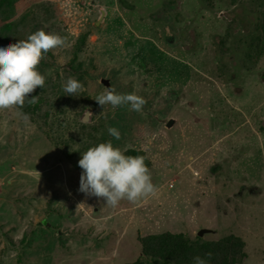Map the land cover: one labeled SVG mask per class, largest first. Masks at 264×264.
<instances>
[{
	"label": "rangeland",
	"instance_id": "1",
	"mask_svg": "<svg viewBox=\"0 0 264 264\" xmlns=\"http://www.w3.org/2000/svg\"><path fill=\"white\" fill-rule=\"evenodd\" d=\"M263 24L264 0H0V47L41 29L67 38L37 67L46 80L22 109L29 120L0 110L10 134L0 171L16 168L11 182L0 173V264H163L140 241L165 232L233 236L245 257L236 264H264ZM69 77L84 86L78 96L63 90ZM102 81L143 97L142 112L98 105ZM108 127L120 132L114 147L149 160L155 195L110 207L53 165L26 173L34 147L81 173L82 153L108 142ZM207 184L215 191L203 194ZM35 201L37 217L19 223Z\"/></svg>",
	"mask_w": 264,
	"mask_h": 264
},
{
	"label": "clouds",
	"instance_id": "2",
	"mask_svg": "<svg viewBox=\"0 0 264 264\" xmlns=\"http://www.w3.org/2000/svg\"><path fill=\"white\" fill-rule=\"evenodd\" d=\"M66 46V37L46 33L41 29L30 34L26 39L0 47V110H15L16 115L27 122L29 117L22 111L23 107L26 103L35 104L38 96L29 99L30 94L37 88L43 89L45 86L46 78L37 70L38 65L48 52ZM83 87L80 81L69 77L63 85V90L66 95L78 96L83 91ZM95 100L102 108L111 105L115 110L118 107L129 106L130 111L138 113L142 112L147 103L135 92L117 94L111 87L98 95ZM107 131L112 136L109 137L108 142L99 143L82 153L78 161V166L82 169L81 173L62 167L71 165L69 159L57 162L39 160L37 147L33 148L34 155L27 157L25 161L27 173H33L34 170L37 172V164L53 165L52 169L58 171L61 176L69 173L71 184L78 179L77 186L80 192L89 197L102 199L105 205L110 207H116L121 200L137 202L155 195L157 189L152 183L150 169L145 164V159H148L144 158V155V157L130 155L133 149H130L126 155L119 148L114 147L111 141L119 140L120 132L115 127H108ZM150 167L152 168L151 164ZM172 184L170 183L169 188ZM44 186L49 185L40 180V190ZM67 194L70 195L69 190ZM31 204L36 206L37 201ZM208 255L211 256L210 253ZM194 261L195 264H207V261L199 256L194 257Z\"/></svg>",
	"mask_w": 264,
	"mask_h": 264
},
{
	"label": "trees",
	"instance_id": "3",
	"mask_svg": "<svg viewBox=\"0 0 264 264\" xmlns=\"http://www.w3.org/2000/svg\"><path fill=\"white\" fill-rule=\"evenodd\" d=\"M155 19V17H154ZM262 38L264 39V24L262 26ZM217 39V38H216ZM264 43V42H263ZM264 51V45H263ZM1 119V118H0ZM8 126H13L9 124ZM17 125H15L16 127ZM5 125L0 120V159L5 161L8 158V153L6 152L8 145L10 144V134L5 131ZM17 132L15 130V137ZM5 145L4 150L2 146ZM132 156H143L142 154H133ZM144 157V156H143ZM145 158V157H144ZM145 164L150 167V162L145 159ZM11 165V166H10ZM2 176L8 182H11L6 176H11L16 173V168L14 165L9 163V167L4 168ZM17 183V181H14ZM249 195L254 194V190L250 189L248 191ZM13 192L11 188L9 189L8 196L11 198ZM22 195L16 196L19 199ZM32 205L31 203L29 204ZM160 207L163 203H159ZM35 206L30 207V211L27 212L26 209L19 210L17 214V220L19 223H29L34 221V217H37V211H33ZM45 214H49L47 211ZM16 219V215L8 216V221L11 223ZM42 226H46L45 221L41 223ZM140 246L143 251V256L152 259H158L163 264H195L194 257L199 256L207 261V264H236L238 263V258L242 256V245L233 238L222 239L216 243L209 244H197L190 242L182 234L165 232L161 235L150 236L148 238H142L140 241ZM211 254L209 257L208 254ZM132 264H143L141 260H138Z\"/></svg>",
	"mask_w": 264,
	"mask_h": 264
},
{
	"label": "bare ground",
	"instance_id": "4",
	"mask_svg": "<svg viewBox=\"0 0 264 264\" xmlns=\"http://www.w3.org/2000/svg\"><path fill=\"white\" fill-rule=\"evenodd\" d=\"M217 40H219V39H217ZM193 191H194V187H193ZM213 191H215V187L214 186H212L211 184H207V187H205L204 189H203V194H208V192H213ZM195 192H196V190H195ZM196 196H198V198L200 197L198 194H197V192H196ZM215 211H218L219 209H214ZM224 221H225V219H224ZM207 231V230H206ZM203 233H200V235L199 234H197L196 236H195V240L193 241L194 243H197V244H209V243H216V242H218V241H220V240H218V241H212V242H202V239H203ZM230 238H233V239H235L233 236H229ZM228 238V237H227ZM224 239H226V238H223V240ZM222 240V239H221ZM242 257H244V255H243V253H242ZM245 258V257H244Z\"/></svg>",
	"mask_w": 264,
	"mask_h": 264
},
{
	"label": "water",
	"instance_id": "5",
	"mask_svg": "<svg viewBox=\"0 0 264 264\" xmlns=\"http://www.w3.org/2000/svg\"><path fill=\"white\" fill-rule=\"evenodd\" d=\"M101 83L102 85L106 86L105 88H109V83L107 81H102ZM172 124V122L167 123V128H171Z\"/></svg>",
	"mask_w": 264,
	"mask_h": 264
},
{
	"label": "crops",
	"instance_id": "6",
	"mask_svg": "<svg viewBox=\"0 0 264 264\" xmlns=\"http://www.w3.org/2000/svg\"><path fill=\"white\" fill-rule=\"evenodd\" d=\"M37 163V161L35 162V164ZM27 173V172H26ZM33 174L37 177V172L36 170H34ZM40 175H42V172L39 173Z\"/></svg>",
	"mask_w": 264,
	"mask_h": 264
}]
</instances>
